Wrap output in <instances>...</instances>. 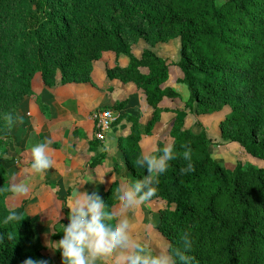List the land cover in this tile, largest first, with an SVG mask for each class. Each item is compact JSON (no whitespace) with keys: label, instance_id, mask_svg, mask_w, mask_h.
Listing matches in <instances>:
<instances>
[{"label":"trees","instance_id":"obj_1","mask_svg":"<svg viewBox=\"0 0 264 264\" xmlns=\"http://www.w3.org/2000/svg\"><path fill=\"white\" fill-rule=\"evenodd\" d=\"M134 20L140 29L126 32ZM128 36L150 42L151 49L137 57ZM180 40V59L173 65L153 51L158 43ZM105 53L125 56L129 63L107 70L110 80L132 84L142 91L152 110L146 124L129 116L130 134L119 138L124 166L134 178L146 174L135 167L143 136L152 134L165 100L181 95L168 86L170 68L178 67L179 82L189 91L186 106L193 112L229 113L220 123L222 140L264 161V0H0V151H6L11 131L4 116L16 114L26 97H34L33 80L39 74L46 86L91 83L95 64ZM127 100L106 108L125 115ZM123 111V112H122ZM186 129L175 119L169 132L178 158L160 177L151 201L165 203L156 230L180 247L185 231L191 234L190 255L198 264H264V169L237 163L233 170L217 163L206 128ZM91 145H101L96 139ZM192 149L194 171L181 174L186 162L182 146ZM160 143L158 148L163 147ZM156 151L153 152L155 154ZM106 158V152L99 160ZM9 179L0 158V264H22L26 258L43 259L44 248L33 219L21 213L19 221L3 223ZM105 201L111 207L108 194ZM63 207L66 199H62ZM67 214V208H64ZM67 224V223H64ZM53 239L62 233L53 227ZM61 259V257H60Z\"/></svg>","mask_w":264,"mask_h":264},{"label":"rangeland","instance_id":"obj_2","mask_svg":"<svg viewBox=\"0 0 264 264\" xmlns=\"http://www.w3.org/2000/svg\"><path fill=\"white\" fill-rule=\"evenodd\" d=\"M220 1L223 2L224 0ZM124 26L127 33L141 27L140 23L134 20L125 22ZM127 38L136 56H140L144 50L152 48L150 42L144 40L135 42L128 34ZM153 49L157 50L160 56L169 59L173 65L180 59L181 45L178 38L174 37L168 42L158 43ZM109 61L111 62L112 59H108L103 55L100 61L96 63L97 66L95 64L96 69L93 70L91 78H94L97 87H91L92 89L98 88L101 84H106L105 80L108 77L106 78L105 68H108L110 63L107 62ZM175 67L172 66V79L176 78ZM177 69L181 73L178 67ZM91 83L93 84V82ZM79 84L87 83L63 84L58 74L56 84L53 87H49L43 83L41 76L38 74L34 78L32 85L35 96L26 97L16 108V114L24 117V122L13 127L10 140L8 141V148L6 151H0L1 162L7 171L9 182L12 177H15L16 183L23 182L29 188L28 193L23 197H12L10 195L6 200V206L10 211L15 209L20 214L24 212L33 219L44 248L43 259L47 260L48 264H61L60 252L49 248L48 244L56 242L53 239L54 225H56V231H61L59 223H67V214L63 208L62 199H66L70 194L71 186L81 179H89L93 173L90 172L91 169L99 168L100 171L98 173L103 181L101 185H94L95 179L92 177L91 182L79 187V191H97L104 200L105 195L108 194L112 209L118 210L120 201L115 197L114 193L121 179L119 181L116 177L110 183V181L107 182L104 179V175L115 171L122 178L128 174L132 176L125 166H122L123 154L115 141L108 143L105 141L104 144L102 142V147L99 148L88 149L87 144L84 147L82 145L79 146L77 142L79 131L75 130L77 129V122L82 121L84 123L88 112L91 109H96L93 108L92 102L96 99V92L93 99L87 97L88 94L81 97L82 90L80 89L82 88L77 86ZM173 84L169 83L173 89L176 88L181 95V99L165 101L162 107L171 110L177 109L182 112V115L179 117L173 113L164 115V118L155 125L152 134L142 137L141 150L143 152H154L158 149L160 143L164 145L171 142L169 132L172 122L175 119H182L186 129L198 131L200 127L197 126V123H201L206 128L212 140L211 153L217 163L224 164L229 170H233L237 163L252 164L257 168L264 169V161L246 154L239 144L222 140L220 123L229 113L228 110L213 114L193 112L190 107L186 106V102L189 99L187 86L179 82V80ZM8 87L6 79L0 81V90L3 89L5 95L9 93ZM106 89L109 90L103 91L101 96L106 98L105 103L107 104L99 106V108L113 106L112 102H110L112 100L108 98L114 92V87H106ZM118 89L120 92L116 94L115 99L121 100H117V103L127 100V105L123 111L125 112L126 108H128V112L141 119V115L145 110L144 94L136 91L131 85ZM106 92L109 93L104 95ZM76 96H78V101L74 100L77 99ZM30 112H32V116H29ZM128 119L129 115H124L118 125L127 122ZM39 126L42 129L41 133L38 132ZM116 128L117 125H113L111 131L114 132ZM37 142H49L52 150L50 155L54 163L44 175H37L29 169L26 180L21 181L22 170L31 163L30 145ZM104 149L105 152L109 151L111 153V159L113 160L107 159L106 156L105 159L98 162V158L103 154ZM31 176L35 178L31 179ZM38 176L41 179L40 181L36 180ZM164 208L165 203L154 200L134 208L128 213L133 222V237L138 242L150 245L157 252L169 249V242L156 230V225L159 223V212ZM58 216L60 217L59 220ZM104 264H113V259L111 257L105 259Z\"/></svg>","mask_w":264,"mask_h":264},{"label":"clouds","instance_id":"obj_3","mask_svg":"<svg viewBox=\"0 0 264 264\" xmlns=\"http://www.w3.org/2000/svg\"><path fill=\"white\" fill-rule=\"evenodd\" d=\"M9 128L22 124L24 117L8 113L4 116ZM179 153L186 165L180 168L181 174L194 171L192 149L182 146ZM49 142L31 144L30 170L44 175L53 165ZM178 158L174 142L165 143L153 152H141L135 159V167L146 170L140 178L125 175L116 187L115 197L120 201L119 209H111L97 191H79V187L92 180L81 179L71 186L63 208L68 209L67 224H60L62 236L48 247L58 250L61 264H104L111 257L113 264H198L190 255L191 234L187 231L180 237V247H170L167 251H155L150 245L138 242L132 234L133 222L128 215L130 210L150 202L156 196L160 177L170 168V162ZM113 180V178H112ZM102 181V178L100 180ZM8 191L12 197L25 196L29 188L16 183L11 178ZM21 214L12 209L3 219L4 224L19 221ZM60 217L58 216V220ZM154 227V225H152ZM22 264H48L47 260L26 258Z\"/></svg>","mask_w":264,"mask_h":264},{"label":"crops","instance_id":"obj_4","mask_svg":"<svg viewBox=\"0 0 264 264\" xmlns=\"http://www.w3.org/2000/svg\"><path fill=\"white\" fill-rule=\"evenodd\" d=\"M153 51L156 53V54H158L157 53V50H155V49H153ZM135 54V53H134ZM105 56H106V58H108V59H112V61L110 62H107V63H110L109 65H108V68L106 67L105 69V74L107 73V70L108 69H111V68H113V67H115V65L116 64H118L119 66H121V67H125V66H127L128 65V63H129V60H128V58L127 57H125V56H120V57H116V55L115 54H112V53H105L104 54ZM159 55V54H158ZM160 56V55H159ZM137 57H139V56H137ZM160 57H162V58H165V59H167L166 57H163V56H160ZM176 63H178V61L176 62ZM96 66H97V64H96ZM176 69V78L175 79H172V67L170 68V80H169V82H168V86L169 87H171L170 85H169V83H171L172 85H174L173 83H176V82H178V80H180V79H182L183 78V75H182V72L181 73H179V70L177 69V67H175ZM96 69V67H94V70ZM94 74V73H93ZM106 78H107V74H106ZM176 80V81H175ZM92 82H93V84L92 83H87V84H79V85H77V86H79L80 88H82V89H80V90H82V93H81V97H82V95H85L86 94V96H87V94H88V96L87 97H89L90 99L92 98H95V92H96V99H95V101H92L93 102V108H96L95 110H90L89 112H88V114H87V117L85 118V122L84 123H82V121H78L77 122V129H75V130H77V132L79 131V136H78V138H77V142H78V144H79V146H81L82 145V147H84L86 144H87V148L88 149H90V148H99V147H102L101 145L100 146H98V147H93L92 145H91V141H93L94 139H96L95 138V133H96V129H95V123H94V121H93V119H92V117H93V114L96 112V111H98V110H102V109H106V108H99V106H103L104 104H107V103H105L106 102V98H104V97H102L101 95H102V92L103 91H108L107 89H106V87H114V92L111 94V96H110V98H108L109 100H112V101H110V102H112L111 104L114 106L115 104H117V100H121V99H115V96H116V94L117 93H119L120 91H119V89L118 88H122V87H127V86H133L134 88H135V86L134 85H132V84H129V85H124V84H122L121 82H119L118 80H110V79H106L105 80V82H106V84L104 85V84H101V86H99L98 88H96V89H92L91 87H97V83L94 81V78H92ZM74 86V85H73ZM106 86V87H105ZM104 87V88H103ZM172 88V87H171ZM173 89V88H172ZM110 90H112V89H110ZM135 90H136V88H135ZM173 90H175L177 93H178V91L176 90V88L175 89H173ZM136 91H138V90H136ZM107 93H109V92H106L104 95H106ZM139 93H143L142 91H139ZM144 94V93H143ZM179 94V93H178ZM76 98L77 99H74V100H77L78 101V96H76ZM81 99V98H80ZM84 99L87 101V98H85V96H84ZM109 100H107V102H109ZM125 101V100H124ZM165 101H170V100H165ZM164 101V102H165ZM119 102H122V101H119ZM164 104V103H163ZM112 106V107H113ZM108 108H110V107H108ZM163 108V107H162ZM144 111H143V113H142V118L141 119H139V122L141 123V124H146L147 123V121L150 119V117H151V114H152V110L148 107V105H147V103H146V98H145V95H144ZM168 109V108H167ZM174 110H176V109H174ZM34 111H36V109H34ZM125 115H129V116H136V115H133L132 113H130V112H128V108H126V110H125ZM167 114H169V113H166V114H162V118L161 119H163L164 118V115H167ZM174 114V113H173ZM29 116H32V112H30L29 113ZM138 117V116H137ZM86 126H87V128H86ZM130 127H131V124L127 121V122H124V123H122V124H119V125H117V128H116V130L113 132V131H111L109 134H108V136H107V138H106V142L108 143V142H116L117 144H118V140H119V138H125V137H127L129 134H130ZM38 132L39 133H41L42 132V129H41V126H39L38 127ZM76 132V131H75ZM110 134H111V136H110ZM74 135H76V133H74ZM108 140V141H107ZM98 141V140H97ZM30 142H32V141H30ZM98 142H100V141H98ZM100 143H102V142H100ZM105 143V142H104ZM103 143V144H104ZM31 146V145H30ZM118 146V145H117ZM140 147L142 148V146H141V142H140ZM105 150V149H104ZM143 152V151H142ZM107 153V159H111L112 158V156H111V153L108 151V152H106ZM102 155V154H101ZM214 158V157H213ZM99 159V158H98ZM111 160H113V159H111ZM123 164H122V166L124 165V159H123ZM30 164H28L23 170H22V172H21V181H25L26 179V176H28V171H29V169H30ZM100 171V169L99 168H93V169H91V171L90 172H93L91 175H92V177L95 179V184L94 185H96V186H100L101 185V182H100V180H101V175L98 173ZM122 172H124L123 170H122ZM98 173V174H97ZM104 175V174H103ZM42 177V176H41ZM116 177L119 179V181H120V179H122V176L121 175H117L116 173H115V171H113V172H111L110 174H105L104 175V179H106L107 180V182H109L110 181V183H112V178L113 179H116ZM133 177V176H132ZM35 177H33L32 178V176H31V179H34ZM36 180H41L40 179V177L38 176L37 178H36ZM120 183V182H119ZM88 185H90V184H88Z\"/></svg>","mask_w":264,"mask_h":264},{"label":"built area","instance_id":"obj_5","mask_svg":"<svg viewBox=\"0 0 264 264\" xmlns=\"http://www.w3.org/2000/svg\"><path fill=\"white\" fill-rule=\"evenodd\" d=\"M119 114L110 109L98 110L93 114V121L95 123V138L100 142H105L108 134L111 132L113 124L116 122Z\"/></svg>","mask_w":264,"mask_h":264}]
</instances>
